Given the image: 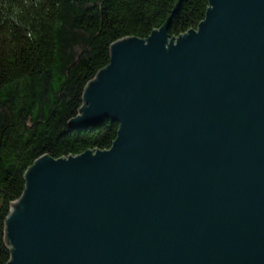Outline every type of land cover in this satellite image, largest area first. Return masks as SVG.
<instances>
[{
	"label": "water",
	"instance_id": "water-1",
	"mask_svg": "<svg viewBox=\"0 0 264 264\" xmlns=\"http://www.w3.org/2000/svg\"><path fill=\"white\" fill-rule=\"evenodd\" d=\"M110 45L69 126L109 149L41 156L6 264H264V0H208L195 29Z\"/></svg>",
	"mask_w": 264,
	"mask_h": 264
},
{
	"label": "trees",
	"instance_id": "trees-1",
	"mask_svg": "<svg viewBox=\"0 0 264 264\" xmlns=\"http://www.w3.org/2000/svg\"><path fill=\"white\" fill-rule=\"evenodd\" d=\"M208 0H0V264L10 259L5 221L41 156L109 149L118 124L72 128L87 83L110 45L146 38L168 18V36L195 29Z\"/></svg>",
	"mask_w": 264,
	"mask_h": 264
},
{
	"label": "rangeland",
	"instance_id": "rangeland-1",
	"mask_svg": "<svg viewBox=\"0 0 264 264\" xmlns=\"http://www.w3.org/2000/svg\"><path fill=\"white\" fill-rule=\"evenodd\" d=\"M79 155V154H78ZM74 156H76V155H74ZM5 234H6V231H5Z\"/></svg>",
	"mask_w": 264,
	"mask_h": 264
}]
</instances>
